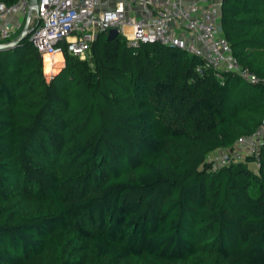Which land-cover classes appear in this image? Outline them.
Wrapping results in <instances>:
<instances>
[{"label": "trees", "instance_id": "16d2710c", "mask_svg": "<svg viewBox=\"0 0 264 264\" xmlns=\"http://www.w3.org/2000/svg\"><path fill=\"white\" fill-rule=\"evenodd\" d=\"M220 25L258 83L104 32L49 78L29 35L0 51V264H264V148L205 162L264 120V0Z\"/></svg>", "mask_w": 264, "mask_h": 264}, {"label": "built area", "instance_id": "2783aa9c", "mask_svg": "<svg viewBox=\"0 0 264 264\" xmlns=\"http://www.w3.org/2000/svg\"><path fill=\"white\" fill-rule=\"evenodd\" d=\"M29 0L6 5L0 2V42L15 37L29 13ZM221 0H37L29 41L42 59V72L49 78L63 66L64 52L88 60L96 35L110 28L119 29L131 47L158 42L196 56L199 74L210 71L219 80L223 72L238 75L250 84L259 79L232 55L220 25ZM5 15L17 16L18 25L2 24ZM60 55V60L55 56ZM44 57L48 67L44 69ZM264 148V125L238 137L232 145L209 152L205 162L212 167L252 157V168L259 167Z\"/></svg>", "mask_w": 264, "mask_h": 264}, {"label": "water", "instance_id": "95a60500", "mask_svg": "<svg viewBox=\"0 0 264 264\" xmlns=\"http://www.w3.org/2000/svg\"><path fill=\"white\" fill-rule=\"evenodd\" d=\"M36 1L37 0H29L28 2L29 3V13L25 17L20 31L12 39L6 42H0V51L9 50V49L14 48L22 39H24L30 34L31 28L28 26L29 19H30L31 13H34L36 11ZM118 34H119V29L110 28L105 32L106 40L107 41L113 40L114 38L118 36ZM262 125H264V120L262 122Z\"/></svg>", "mask_w": 264, "mask_h": 264}, {"label": "crops", "instance_id": "0c3cea01", "mask_svg": "<svg viewBox=\"0 0 264 264\" xmlns=\"http://www.w3.org/2000/svg\"><path fill=\"white\" fill-rule=\"evenodd\" d=\"M19 20L20 19L17 16L5 15L3 17V19L1 20V23L2 24H9V25H18L19 24ZM35 22H36L35 17L34 16L32 18L30 17L28 26L31 27L32 25L35 24ZM22 25H23V23L21 24V27H22ZM21 27H20V29H21ZM20 29H19V31H20ZM18 32H17V34H18Z\"/></svg>", "mask_w": 264, "mask_h": 264}, {"label": "bare ground", "instance_id": "6f19581e", "mask_svg": "<svg viewBox=\"0 0 264 264\" xmlns=\"http://www.w3.org/2000/svg\"><path fill=\"white\" fill-rule=\"evenodd\" d=\"M55 60H60V55H56ZM43 65H44V69L46 70L48 67L47 57H44Z\"/></svg>", "mask_w": 264, "mask_h": 264}, {"label": "rangeland", "instance_id": "374dc122", "mask_svg": "<svg viewBox=\"0 0 264 264\" xmlns=\"http://www.w3.org/2000/svg\"><path fill=\"white\" fill-rule=\"evenodd\" d=\"M33 16H34V13H31V16H30V17L32 18ZM13 37H14V36H13ZM61 67H62V66H60V65L57 66L58 69L61 68ZM56 71H57V70H54V73H55Z\"/></svg>", "mask_w": 264, "mask_h": 264}]
</instances>
